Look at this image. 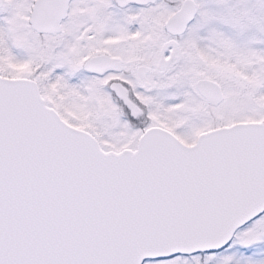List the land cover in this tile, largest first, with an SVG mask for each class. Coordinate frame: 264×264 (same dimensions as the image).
Returning a JSON list of instances; mask_svg holds the SVG:
<instances>
[{"label": "snow or ice", "instance_id": "obj_1", "mask_svg": "<svg viewBox=\"0 0 264 264\" xmlns=\"http://www.w3.org/2000/svg\"><path fill=\"white\" fill-rule=\"evenodd\" d=\"M0 264H264V0H0Z\"/></svg>", "mask_w": 264, "mask_h": 264}]
</instances>
